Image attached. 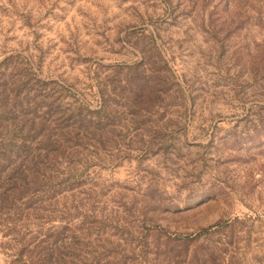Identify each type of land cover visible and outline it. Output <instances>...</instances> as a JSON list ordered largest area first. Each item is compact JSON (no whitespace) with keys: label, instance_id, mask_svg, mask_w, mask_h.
<instances>
[{"label":"rangeland","instance_id":"obj_1","mask_svg":"<svg viewBox=\"0 0 264 264\" xmlns=\"http://www.w3.org/2000/svg\"><path fill=\"white\" fill-rule=\"evenodd\" d=\"M0 264H264V0H0Z\"/></svg>","mask_w":264,"mask_h":264}]
</instances>
